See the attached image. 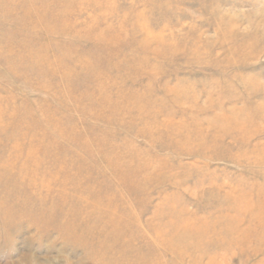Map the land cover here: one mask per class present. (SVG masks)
I'll return each instance as SVG.
<instances>
[{
  "label": "rangeland",
  "instance_id": "rangeland-1",
  "mask_svg": "<svg viewBox=\"0 0 264 264\" xmlns=\"http://www.w3.org/2000/svg\"><path fill=\"white\" fill-rule=\"evenodd\" d=\"M263 99L264 0H0V264H264V118L209 127Z\"/></svg>",
  "mask_w": 264,
  "mask_h": 264
},
{
  "label": "bare ground",
  "instance_id": "bare-ground-1",
  "mask_svg": "<svg viewBox=\"0 0 264 264\" xmlns=\"http://www.w3.org/2000/svg\"><path fill=\"white\" fill-rule=\"evenodd\" d=\"M258 118H264V99L257 104L240 107L233 106L230 109L222 110L218 114H214L210 119L209 127L215 128L217 134L222 135L221 132L224 133L231 127H238L240 129L251 127ZM202 142L205 144L204 141ZM262 152H264V146L259 151V154ZM227 194L234 200L237 206L247 207L251 204L249 203L251 201L250 196L247 193L239 192L238 194L235 187L228 189ZM172 199L170 197L165 198L166 202L162 201L155 213L158 216L161 211L165 212L166 210V215H168L167 217L164 215L165 218L163 216L162 223L155 229L157 237L165 246L177 252H184L189 248H192L193 253L200 249L202 250L204 246H198L214 232L213 225L220 223L222 220H216L213 225L207 226V218L205 217L190 216L191 212L185 208H180L176 212V209H173L169 205L170 201H173ZM257 214L259 217H262L264 210L260 209ZM175 216L183 219H180L178 222L174 221ZM229 221L231 223L229 230L232 232L237 231L238 224L242 221V214L238 211H233ZM260 235L262 236V234ZM143 264H152V262ZM207 264H229V257L226 254L217 255L214 259H210Z\"/></svg>",
  "mask_w": 264,
  "mask_h": 264
}]
</instances>
